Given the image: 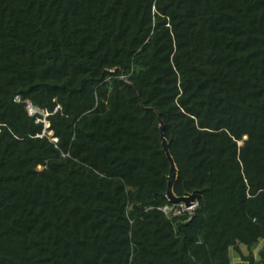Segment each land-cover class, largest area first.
<instances>
[{"label": "trees", "instance_id": "obj_1", "mask_svg": "<svg viewBox=\"0 0 264 264\" xmlns=\"http://www.w3.org/2000/svg\"><path fill=\"white\" fill-rule=\"evenodd\" d=\"M231 252L264 264V0H0V264Z\"/></svg>", "mask_w": 264, "mask_h": 264}, {"label": "water", "instance_id": "obj_2", "mask_svg": "<svg viewBox=\"0 0 264 264\" xmlns=\"http://www.w3.org/2000/svg\"><path fill=\"white\" fill-rule=\"evenodd\" d=\"M159 118V128H160V136H161V146H162V150L165 153V156L167 158V160L169 161V172L167 175V183H166V197L168 199L169 202L171 203H184L186 206H188L192 199L195 196V193H189L186 194L184 196H176L173 192V185L174 182L176 180V176H177V167L174 163V160L169 152V148H168V141L165 139V137L163 136V122L162 120Z\"/></svg>", "mask_w": 264, "mask_h": 264}, {"label": "built area", "instance_id": "obj_3", "mask_svg": "<svg viewBox=\"0 0 264 264\" xmlns=\"http://www.w3.org/2000/svg\"><path fill=\"white\" fill-rule=\"evenodd\" d=\"M26 108L29 114H33L36 111L29 104L26 105ZM196 207H197V201L193 200L188 206H185L183 203H177V204L164 205L162 207H159L158 209H160L165 215L173 216L186 212L189 216H192L194 214Z\"/></svg>", "mask_w": 264, "mask_h": 264}, {"label": "rangeland", "instance_id": "obj_4", "mask_svg": "<svg viewBox=\"0 0 264 264\" xmlns=\"http://www.w3.org/2000/svg\"><path fill=\"white\" fill-rule=\"evenodd\" d=\"M240 260L238 259V257L236 256H233L232 252H231V263L230 264H233V262H239Z\"/></svg>", "mask_w": 264, "mask_h": 264}, {"label": "crops", "instance_id": "obj_5", "mask_svg": "<svg viewBox=\"0 0 264 264\" xmlns=\"http://www.w3.org/2000/svg\"><path fill=\"white\" fill-rule=\"evenodd\" d=\"M239 259V258H238ZM240 260V259H239ZM233 264H243V262L240 260L239 262H233Z\"/></svg>", "mask_w": 264, "mask_h": 264}, {"label": "clouds", "instance_id": "obj_6", "mask_svg": "<svg viewBox=\"0 0 264 264\" xmlns=\"http://www.w3.org/2000/svg\"><path fill=\"white\" fill-rule=\"evenodd\" d=\"M185 195H186V194H185ZM183 196H184V195H183ZM193 200H194V198L192 199V201H193ZM192 201H191V202H192ZM180 203H182V202H180ZM172 204H177V203H172ZM183 204H184V203H183ZM167 205H168V204H167ZM184 205H185V204H184ZM185 206H186V205H185Z\"/></svg>", "mask_w": 264, "mask_h": 264}]
</instances>
